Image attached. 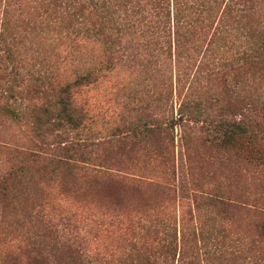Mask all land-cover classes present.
I'll return each mask as SVG.
<instances>
[{
    "label": "trees",
    "instance_id": "1",
    "mask_svg": "<svg viewBox=\"0 0 264 264\" xmlns=\"http://www.w3.org/2000/svg\"><path fill=\"white\" fill-rule=\"evenodd\" d=\"M18 1L5 0L11 8L5 7L0 17V78L2 84L8 83L0 93H6L13 99H24L26 87L35 83L33 91L40 95L37 96L40 99H28L26 105L35 124L36 135L44 138L45 130L58 128L67 131L68 128L81 127L91 115L89 110L75 102L77 90L83 85H98L121 66L131 65L133 56H124L126 45L123 40L148 38V42L141 45L149 50L150 55L156 51L155 60L148 58L146 63L141 61L143 68L151 70L149 77L162 84L173 79L168 74V58L170 55L172 57L174 51L176 83L183 87L187 83L188 86L179 94L177 116L172 115L168 125L174 128L177 121L200 123V128L206 133L205 141L224 153L231 154L233 151L241 156L244 154L246 160L264 169V103L252 107L250 112L240 113L241 116L237 118L227 95L223 97L228 90H223V94L221 92L208 107H204L194 91L200 78L191 72L212 64L214 67L210 75L226 85L235 79V72L244 66L259 71L264 77V0H42L40 2L46 4L42 11H36L43 16L40 22L29 19L35 18V12H26L21 6L15 8ZM50 5L68 14L65 27L72 29L71 32H79L75 24L78 17L75 10H81V13L89 10L90 20L84 28L88 37L76 34L77 37L87 38L74 37L70 45L77 50L81 41H90L93 54L83 64L76 66L73 74L46 75L47 72L41 69H30V66L35 67L36 62L50 67L57 63V60L46 57L50 50L48 35L57 28L51 24ZM207 40L205 47L203 42ZM53 45L51 48L55 47L54 50L60 47L59 44ZM203 47V54L212 51L215 56L212 59L206 57V61L202 57L196 64L198 58L195 55L204 50ZM147 62L152 66L149 67ZM45 81L48 88L37 84H44ZM22 85L26 86L23 90L20 89ZM1 108L2 114L20 116L13 106L3 104ZM214 109L216 115L212 114ZM136 129L133 128L134 136L140 134ZM88 146H82L78 141H59L50 149L51 155L48 157L40 153L44 151L41 146L29 155L37 162L43 158V164L37 163L34 170L51 172L54 177H60L68 189L74 187L75 180L85 178L97 184L103 194L106 190L107 195L99 198L102 197L115 208H108L110 210L106 212L98 210L100 217H96L95 221L103 224L107 220L108 225L112 226L116 223L126 224L127 231H122L121 226L113 230L114 233L122 231L117 237L124 242L134 239L131 245L136 249L138 245L147 248L148 253L111 252L108 256L113 261H105L106 264H201L203 261L205 264H264V211H253L257 217L249 223L247 233L239 235L236 240L234 233L240 231L235 221L240 206L234 198L225 196L227 192L219 187H213L211 191L202 190L205 196L197 194L198 191L194 194L196 209L205 203L215 211L214 214L205 215L198 210L194 218L192 214L190 217V213L186 216L183 212L179 222L172 212L164 218L157 214L141 212L142 215H139L116 209L125 199L112 193L111 196L108 188H115L121 193L129 183L123 180L122 175H112L96 167H104V157L100 153H90ZM76 161L93 165L82 166L83 174L79 176L81 165ZM28 172L29 166L19 163L0 175V199L6 206L12 203L14 192L23 188ZM143 183L162 190L164 194L172 192V188L162 185L161 181L145 183L138 180L137 186L132 187L140 188ZM116 210L122 211L123 215L114 216L112 213ZM50 215L49 223L52 222L51 217H60L61 220L67 216ZM192 219L196 220L195 224H192ZM51 233L52 228L46 227L43 235L52 236ZM125 236L130 238L126 239ZM245 237H250L251 241L242 242L241 238ZM41 245L29 249L17 246L6 252L4 260L7 264H21L23 261L25 264H87L82 260L86 254L80 251L78 245L55 241ZM104 258L97 251L93 252L88 262L101 263Z\"/></svg>",
    "mask_w": 264,
    "mask_h": 264
},
{
    "label": "rangeland",
    "instance_id": "2",
    "mask_svg": "<svg viewBox=\"0 0 264 264\" xmlns=\"http://www.w3.org/2000/svg\"><path fill=\"white\" fill-rule=\"evenodd\" d=\"M40 1L42 0H20L14 7L21 6L26 12H35V18L29 19L40 22L43 16L36 11H42L46 4ZM5 7L11 8L5 0H0V17ZM50 11L51 24L57 28L51 30L48 35L50 50L46 57L49 60H57V63L50 67L43 66V62H36L35 67L30 66V69H41L42 72H47L46 75L73 74L75 67L83 64L93 54L90 41H81L77 50L70 45L74 37H88L84 28L90 20L89 10L85 9L83 13L81 10H75L78 16L75 24L79 32H71L72 29L65 27L69 18L64 10L50 5ZM76 34L87 37H77ZM68 36L72 38L69 39ZM208 40L203 42L205 47ZM147 42L148 38L141 37L123 40L126 45L124 56H133L131 65L121 66L98 85H83L77 90L75 102L89 110L91 115L79 128H68L67 131L58 128L45 130L42 135L44 138L36 135L35 124L26 105L28 99H40L37 97L40 95L33 91L35 83L20 87L22 90L26 87L24 99H13L6 93H0V175L15 168L19 163L29 166L27 180L21 190L14 192L12 203L6 206L0 199V264H7L4 260L6 252L16 249L17 246L29 249L42 246L41 243L52 244L54 241L80 246V251L87 255L82 259L87 264L93 252L97 251L105 257L101 260L102 264H106L105 261L108 260L113 261L108 256L111 252L117 254L124 250L132 251V254L137 251L148 253L146 247H133L131 241L134 239L131 240L129 236H125L126 239L130 238L126 242L117 237L120 232L127 231L126 224L116 223L112 226L108 225L107 220L103 224L95 221L96 217H100L98 210L106 212L110 210L108 208H115L109 206L102 197L99 198L107 195L106 190L103 194L97 184L85 178L75 180L74 187L68 189L60 177H54L51 172L34 170L37 163L43 164V158H38V162L33 160L29 155L31 151L41 146L44 151L40 153L48 157L51 155L50 149L59 141H78L82 146L89 145L87 149L90 153H100L104 157V167H96L112 175H122L123 180L129 183L121 193L115 188H108L109 194L121 195L125 199L123 204L119 205L121 207L117 206L116 209L130 213L133 211V214L139 215H142L141 212L157 214L164 218L172 212L179 222V216L183 212L186 216L190 213V217L192 214L194 218L198 210L205 215L214 214L215 211L205 203H201L196 209L194 194L198 191L197 194L205 196L202 190L211 191L213 187H219L227 192L225 196H231L240 206L235 221V226L240 231L238 234L234 233L236 240L239 235L247 233L249 223L257 217L253 211H264L262 166L252 164L244 158V154L241 156L242 154L238 155L233 151L231 154L219 151L216 146L204 140L206 133L200 128V123L177 121L174 128L168 125L172 115L177 116L179 94L187 90L188 86L187 83L185 87L176 83L174 51L172 57L170 55L168 58V74L173 79L170 78L166 84H162L149 77L151 70L143 68L142 63H146L148 58L155 60L156 51L150 55L149 50L141 45ZM53 44H59L60 47H56L59 49H52ZM205 47L195 55V58H198L196 64L202 57L206 61V57L212 59L215 56L212 51L203 54ZM148 66H152L151 63H148ZM212 67L214 66L210 64L201 66L197 71L191 70L200 78L194 91L204 107H208L221 92L223 94V90H228L223 97L227 95L237 118L241 116L240 113L250 112L252 107H259L264 103L262 73L244 66L235 72V79L226 85L210 75ZM1 74L0 70V77ZM2 83L0 78V92L8 85L6 82ZM37 84L48 88L46 81L44 84ZM167 93L170 95L167 96ZM3 104L13 106L20 116L2 114ZM212 114L216 115L217 111L214 109ZM135 127L140 133L138 136L133 135ZM76 163L81 165L79 176L83 174L82 166L93 165L83 161ZM138 180L145 183L161 181L162 185H169L172 192L169 195L164 194L162 190H156L144 183L137 188ZM49 214L67 216L61 220L60 217H51L52 222L49 223ZM112 214L121 217L123 212L116 210ZM191 222L195 224L196 220L192 219ZM119 226L122 231L114 233L113 230ZM46 227L52 228V236L43 235ZM241 240L249 242L251 238L245 237ZM203 250L202 248L201 251ZM21 264H25V261ZM201 264H205V261Z\"/></svg>",
    "mask_w": 264,
    "mask_h": 264
}]
</instances>
